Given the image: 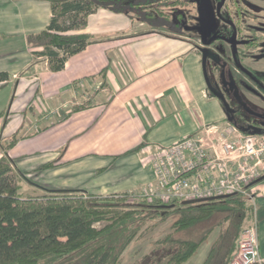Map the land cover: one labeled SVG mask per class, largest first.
Segmentation results:
<instances>
[{
  "label": "crops",
  "instance_id": "0c3cea01",
  "mask_svg": "<svg viewBox=\"0 0 264 264\" xmlns=\"http://www.w3.org/2000/svg\"><path fill=\"white\" fill-rule=\"evenodd\" d=\"M51 16L47 0H0V44H19L0 52V73L8 75L0 82V136L18 137L8 156L31 184L104 197L140 191L153 180L147 148L227 122L208 96L190 39L99 9L72 32L95 41L53 72L34 56L41 48L26 43ZM18 113L25 118L10 127ZM50 162L53 168L38 170ZM258 189L252 204L264 262V180Z\"/></svg>",
  "mask_w": 264,
  "mask_h": 264
},
{
  "label": "trees",
  "instance_id": "16d2710c",
  "mask_svg": "<svg viewBox=\"0 0 264 264\" xmlns=\"http://www.w3.org/2000/svg\"><path fill=\"white\" fill-rule=\"evenodd\" d=\"M47 1L50 21L44 30L28 34L26 43L29 48H41L34 56L45 57L53 72L62 70L71 56L95 41L89 34L72 32L85 29L88 16L99 9L123 14L154 30L188 34L182 24L190 13L188 7L195 2ZM7 78L6 73H0V82ZM208 96L214 97L209 92ZM89 105L86 102L74 106L72 112ZM5 139L0 136V264H121L123 253L133 240L153 231L170 216L175 219L169 231L153 241L152 249L132 264H185L214 232L201 264H230L240 234L254 225L253 204L243 196L168 205L141 200L130 205L127 201L132 192L104 197L76 190L40 189L14 167L8 156L18 137L12 135L4 143ZM54 164H44L38 170L53 168ZM97 224L102 225L96 228ZM205 224L196 236H175Z\"/></svg>",
  "mask_w": 264,
  "mask_h": 264
},
{
  "label": "built area",
  "instance_id": "2783aa9c",
  "mask_svg": "<svg viewBox=\"0 0 264 264\" xmlns=\"http://www.w3.org/2000/svg\"><path fill=\"white\" fill-rule=\"evenodd\" d=\"M147 151L153 180L130 194L134 200L168 205L237 195L253 203L263 181L264 133L245 134L230 122ZM253 263L264 264L255 225L240 234L230 262Z\"/></svg>",
  "mask_w": 264,
  "mask_h": 264
},
{
  "label": "flooded vegetation",
  "instance_id": "af4514ba",
  "mask_svg": "<svg viewBox=\"0 0 264 264\" xmlns=\"http://www.w3.org/2000/svg\"><path fill=\"white\" fill-rule=\"evenodd\" d=\"M194 1L188 7L190 13L182 24L187 27L188 34H171L190 40L197 37L201 42L198 28L200 25L204 27L207 40H210L207 47L214 53V59L207 61L209 81L230 107L227 122L241 132L243 129L246 133H264V111L245 95L250 93L254 99H264V76L258 72L264 70L249 68L242 60L246 57L245 52L252 55L255 50L259 53L248 57L255 61L264 60V49H261L264 44V6L257 5L253 0H208L209 3L204 6L196 5L198 1ZM191 10L195 12L191 13ZM232 38H235L236 50L227 43ZM226 47L230 49L231 63L226 60ZM259 91L262 92L261 97Z\"/></svg>",
  "mask_w": 264,
  "mask_h": 264
},
{
  "label": "rangeland",
  "instance_id": "374dc122",
  "mask_svg": "<svg viewBox=\"0 0 264 264\" xmlns=\"http://www.w3.org/2000/svg\"><path fill=\"white\" fill-rule=\"evenodd\" d=\"M197 1L198 2L196 3V5H198V6H204V5H206V3H209L208 0H197ZM253 1L259 6H264V0H253ZM194 12H195L194 10H191V13H194ZM205 24H206L205 27L207 28V22L206 21H205ZM145 26L147 27V25H145ZM191 44L197 50V52H198V54L200 56L199 58H201V55H200V52H199V47H202V44L200 42V39H198L197 37H195L194 39L192 38ZM3 45L4 44H0V52L6 50L7 47L10 48V46H12L14 48H18L19 47L18 42H15V43L13 42L12 44H9L7 47H5ZM261 49H264V44H263V46H261ZM225 50H226V53H227L226 60L229 63H231L229 61V57H230V49H229V47H226ZM245 53H246L245 54L246 57H244L242 59L243 60V64L245 66H247L249 68L250 67L251 68L252 67H256L258 69L264 70V60L255 61L254 58H250V57L256 56V54L259 53L258 50H255L252 55H249L247 52H245ZM248 56H250V57H248ZM263 57H264V55H263ZM258 58L262 59V57H260V56ZM258 72L259 73L261 72V74L264 76V72L263 71H258ZM259 92L261 94L260 95V97H261L262 96V92L261 91H259ZM6 93H7V91L4 92V98H6ZM245 95H246L247 99L250 98L251 100H253V102L258 105L257 107L264 111V99L262 100L261 99L262 97L260 99H254V98L251 97L250 93H245ZM2 99H3V94L0 95V101ZM24 118L25 117H24V115L22 113H18L17 115L15 114V116L12 118V121L9 123L10 127H13V125L15 126V125L21 124ZM12 134L13 133H10L7 136L8 138L5 139L4 143L9 142V139L11 138ZM19 134L22 135V132L18 133L17 135L19 136ZM2 138H4V137L2 136ZM261 183H263V181ZM24 187H25V185H24ZM40 193L41 192H39V194ZM245 198H247V197H245ZM132 200H134V199H132V197H130L128 199L127 203L132 205V204H135V203H139L142 199H140V201H139L136 198V200H134L133 202L129 203ZM168 214H171V213H168ZM174 219H175V216H170L165 222L160 223L156 228H154L153 231H149V232H147V234H144L142 237H139V238L133 240L130 243V245L126 248V250L124 251L121 264H132L135 260H137V259L139 260L143 255L148 253L153 247L152 242L155 241L156 239L162 237L164 234H166L169 231L170 225L172 224ZM101 225L102 224H97L96 228H100ZM205 227H206V224L205 225H201V226L199 225L198 227H196L194 229L192 228L193 230L190 228V229H187V230H183V231L177 232L175 234V236L177 238L193 237V236L198 235L197 232L202 231V229H204ZM215 235H216V232H214L210 236V238L205 243H203L200 246V248L197 250L195 255L188 262H186L185 264H201L202 261L204 260L205 256H206V253H207V251L209 249V246H210L212 240L214 239Z\"/></svg>",
  "mask_w": 264,
  "mask_h": 264
},
{
  "label": "water",
  "instance_id": "95a60500",
  "mask_svg": "<svg viewBox=\"0 0 264 264\" xmlns=\"http://www.w3.org/2000/svg\"><path fill=\"white\" fill-rule=\"evenodd\" d=\"M198 31L201 34V43H202V47L199 49L201 58V68H202V74H203V79L206 85V89L209 93L213 94L214 97L219 100L222 103V107H223V111L226 115V118L228 117L227 114L229 112H231L230 107L228 105V103L226 102V100L223 98L222 95L218 94V92H216L210 81H209V76H208V72H207V61L208 60H212L214 59L212 55H214V53H212V51L207 47L210 43V40H207V32L204 29V27L202 25L199 26ZM227 43L232 44L233 45V49L236 50V48H234V44H235V38H232L231 40L227 41ZM229 121V118H228ZM260 180H264V176L260 179ZM167 207V206H165Z\"/></svg>",
  "mask_w": 264,
  "mask_h": 264
}]
</instances>
